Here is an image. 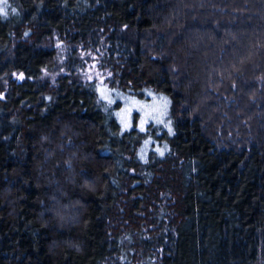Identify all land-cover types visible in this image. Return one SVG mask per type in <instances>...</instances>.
I'll return each instance as SVG.
<instances>
[{"label": "trees", "instance_id": "1", "mask_svg": "<svg viewBox=\"0 0 264 264\" xmlns=\"http://www.w3.org/2000/svg\"><path fill=\"white\" fill-rule=\"evenodd\" d=\"M0 7V264H264V0ZM60 41L173 131L123 130Z\"/></svg>", "mask_w": 264, "mask_h": 264}, {"label": "rangeland", "instance_id": "2", "mask_svg": "<svg viewBox=\"0 0 264 264\" xmlns=\"http://www.w3.org/2000/svg\"><path fill=\"white\" fill-rule=\"evenodd\" d=\"M56 47L58 54L54 73L72 74L80 80L94 83L106 107L116 110L123 130L137 126L139 130L145 131L149 125L155 124L173 131L170 101L165 95L148 91L147 98L140 99L109 86L111 75L101 66L105 57V50L101 46L95 44L84 48L60 41ZM18 78L22 80L23 76Z\"/></svg>", "mask_w": 264, "mask_h": 264}, {"label": "snow or ice", "instance_id": "3", "mask_svg": "<svg viewBox=\"0 0 264 264\" xmlns=\"http://www.w3.org/2000/svg\"><path fill=\"white\" fill-rule=\"evenodd\" d=\"M4 2H5V5H6V0H4ZM13 11H15V9H13ZM0 14L7 15V13L5 12L4 8H2V7H0ZM125 126L127 127V125H125Z\"/></svg>", "mask_w": 264, "mask_h": 264}]
</instances>
